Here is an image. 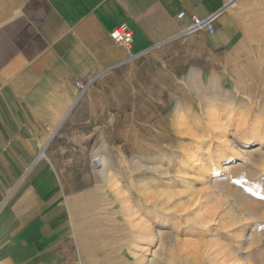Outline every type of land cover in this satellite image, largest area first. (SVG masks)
Listing matches in <instances>:
<instances>
[{"label": "crops", "instance_id": "crops-1", "mask_svg": "<svg viewBox=\"0 0 264 264\" xmlns=\"http://www.w3.org/2000/svg\"><path fill=\"white\" fill-rule=\"evenodd\" d=\"M226 1L0 0V264L105 260L122 236L84 221L90 197L109 191L79 173L85 162L74 152L115 129L114 104L100 105L96 87L121 70L142 76L149 62L162 69L175 54L189 74L217 67L244 36L241 8ZM219 12L214 34L183 33L192 16ZM123 23L128 47L110 35ZM200 46L208 56L195 55ZM78 82L88 84L80 96Z\"/></svg>", "mask_w": 264, "mask_h": 264}, {"label": "rangeland", "instance_id": "rangeland-1", "mask_svg": "<svg viewBox=\"0 0 264 264\" xmlns=\"http://www.w3.org/2000/svg\"><path fill=\"white\" fill-rule=\"evenodd\" d=\"M240 2L237 1L233 9L241 8L244 36L235 49L216 58L217 67L197 68L189 74L181 66L182 62L177 60L179 54H175L162 69L152 68L153 63L149 62L142 69V76L135 77L133 70H121L99 84L95 91L103 93V96L98 103L111 107L114 104L112 113L116 117L115 129L110 127L108 131L98 133V147L94 150L74 151L80 153L85 162L77 166L79 173L88 175L91 185L98 186L103 192L126 190L152 196L162 194L164 203L161 207H165L164 212L168 213L170 221L174 223L176 215L184 217L185 225L180 228L176 225L175 231L168 224L155 223V228L160 232H157L152 251L148 254L150 264H170L171 254L182 264H264V239H257L249 246L246 239H237L236 231L244 222L242 228L249 224L246 221L239 223V219L234 221L232 218V215L240 216L239 211L230 209L232 204L236 207L232 197L227 199L229 204L224 203L222 197L207 200L203 194L202 181L196 180L192 189H186L183 180L192 177L186 171H177L178 165L170 166L165 162L162 167L164 172L152 167L153 155L177 150L182 144L179 137L183 132L195 133L194 137L191 136L194 139L191 149L197 144L207 143L208 136H203L200 126L209 124V109L218 108L221 112L226 93L234 95L238 103L249 106L251 111L248 117L252 121L256 120L255 113L263 109L264 0L246 1L244 6ZM201 51L204 50L200 46L195 55H209ZM170 71L176 75H171ZM215 84H219L223 92L214 94L212 88ZM212 93L214 100L209 102L208 96ZM179 106L183 107L181 113L186 112L188 115L187 123L182 125H178L176 119ZM185 126L187 129H184ZM242 141L233 138L234 148L229 149V153L240 150L244 158L235 155V160L226 162L225 169L213 186L217 193L227 194V170L239 167L240 177L248 182L237 184L240 201L248 212L241 219L249 221L251 227H259L264 217V142H261V136L248 146H244ZM211 145L210 150L214 147ZM100 153L105 154L110 161V182L107 183L98 173L95 163ZM216 173V170L206 171L205 178L209 183L214 182ZM204 227L207 228L206 233L202 232ZM247 232H250L248 227ZM214 236L218 240L217 244L214 241L210 243ZM89 240L85 239V242ZM120 241L119 235H115L114 242L108 247L114 250L116 247L119 253ZM231 248H237L238 260L230 256ZM112 256L116 258V251Z\"/></svg>", "mask_w": 264, "mask_h": 264}, {"label": "bare ground", "instance_id": "bare-ground-1", "mask_svg": "<svg viewBox=\"0 0 264 264\" xmlns=\"http://www.w3.org/2000/svg\"><path fill=\"white\" fill-rule=\"evenodd\" d=\"M236 2L233 4V6L236 4ZM212 92L214 94H218L223 92V90L219 84H215L212 88ZM213 93L208 96L209 102L214 100L212 96ZM247 107L248 110H245ZM238 109L239 111L237 112L236 110ZM182 110V106H179L177 109L179 112L178 116L176 117L178 125L187 123L188 115L186 112L181 113ZM250 111L251 109L248 105H245L244 103H238L237 98L234 95L226 93L225 105L221 108V112L218 111V108H215L214 110L209 109L207 112L209 114V124L200 126L204 133L203 136H208L207 143L197 144L191 149L190 147H192L191 144L192 141H194L193 137L195 136V133L193 131L183 132L179 137L182 140V144L178 146L177 150L173 151L172 153L165 152L153 155L154 161L152 164L154 169H159L161 172H164L162 171V167L165 162L170 166L178 165L176 166L177 171H183L184 173L186 171L188 176L192 177V179L190 178L189 180H183L186 189H192L194 187V181H202V184L204 185L203 194L207 200L221 199L222 197V201L224 203H228V197H232L234 199L233 201H235L234 203L236 204V207H234L232 204L230 209L234 212L236 210L239 211L240 216L232 215V212L229 213V216L231 217L232 215L234 221L239 219V223L246 221V224H249L245 225L243 229L242 225L245 224L244 222L240 226L239 230L236 231L237 239L241 241L246 239L248 241V246L250 244H254L257 239L259 241L264 239V217L262 221H260L259 227L258 225L251 227L249 221L244 218L241 219L243 216L247 215L248 212L245 211L242 201H240V190L239 187H237V184L239 182H248L245 181L244 178L240 177V173H238L240 168L234 167L227 170L228 176L226 177H228V179H226L229 184V190L227 194L223 192L217 193L214 190L213 184H215V182L220 178V175L222 174L221 172H223L225 169L224 164L226 162L235 160V155L239 156V158H244V153H242L240 150L236 151V149H234L236 153H229V149L234 148L232 144L233 138L242 139L244 146L252 144L260 136L261 142H264V107L262 110L255 113V121L249 119L248 113ZM184 129H187V126H185ZM195 129H199V127H195ZM208 143L210 145H214L211 150ZM95 160H97L96 166L98 168V173L101 174L103 178H105L106 183L110 182L108 176L109 172L111 171L109 158L105 154L100 153ZM262 166L264 167V165ZM213 170H216L218 173H216L214 182L209 183V181L205 178L206 171L212 172ZM90 199L91 202H93L91 203L93 206L90 208H85L87 210V214L84 213L86 216L84 221L89 226H91L94 231L100 229V232L102 233V231L104 232L112 230L113 232H118L120 236H122V244L120 245L121 247L119 249V253H117L116 247L115 250L114 248H111V252H104L107 257L105 260H103V262L100 261V264H150L148 254L152 251L151 246L155 243L157 232H160L159 229L155 228V223L159 222L162 224H168L170 227H172L173 231L177 230L175 229L176 225H179V228L183 227L181 225H185L183 221L184 217L182 215H176L174 223L170 221L168 213L164 212L165 207H161L164 203L162 194H154V196H152L145 193L132 191L126 192V190H123L117 192L109 191L107 193H101L99 195L90 197ZM102 208L105 209L103 213L101 211ZM249 213L251 214V212ZM247 227L250 228V232L246 233ZM194 230L196 231L195 228ZM205 230H207V228L204 227L202 232L204 231V233H206ZM215 239L216 238L214 236L210 243L214 241V243L217 244L218 240ZM99 240H103V234ZM115 251L116 258L113 260L112 254ZM229 254L234 258V260L239 259L237 248H231ZM170 264L182 263L177 261L176 257H173L171 254Z\"/></svg>", "mask_w": 264, "mask_h": 264}, {"label": "built area", "instance_id": "built-area-1", "mask_svg": "<svg viewBox=\"0 0 264 264\" xmlns=\"http://www.w3.org/2000/svg\"><path fill=\"white\" fill-rule=\"evenodd\" d=\"M236 1L237 0H227L226 5H225V9L227 7L232 6ZM224 10H222V11H224ZM221 12L216 13V14H212L208 17H200V16H196V15L192 16L191 24L183 30V33L192 34V33L199 32V31H206L209 34H214L215 33V22L217 20L218 15ZM185 18H186V13L184 11L180 12L177 15V19L180 21L185 19ZM110 35H111L112 39L114 40V42H116L117 44L126 46V47H128L131 44L132 38H133L132 31L130 30L128 25L125 23L114 27L110 31ZM77 85L79 88V95L78 96H80L87 89L88 84L84 83V82H78Z\"/></svg>", "mask_w": 264, "mask_h": 264}, {"label": "water", "instance_id": "water-1", "mask_svg": "<svg viewBox=\"0 0 264 264\" xmlns=\"http://www.w3.org/2000/svg\"><path fill=\"white\" fill-rule=\"evenodd\" d=\"M54 135H55V134H53V136H52V137H54Z\"/></svg>", "mask_w": 264, "mask_h": 264}]
</instances>
